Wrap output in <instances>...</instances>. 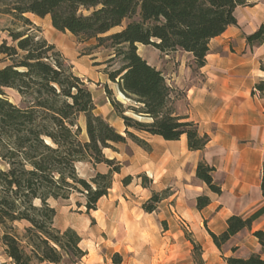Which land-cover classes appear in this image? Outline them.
<instances>
[{
  "label": "trees",
  "instance_id": "1",
  "mask_svg": "<svg viewBox=\"0 0 264 264\" xmlns=\"http://www.w3.org/2000/svg\"><path fill=\"white\" fill-rule=\"evenodd\" d=\"M246 4L247 0H0V14L12 19V28L3 30L11 43L3 40L0 44V61L5 64L0 69V242L10 264H78L84 259L87 252L81 248L82 237L72 228L61 231L55 227L57 210L51 202L66 201L78 193L86 199L87 214L96 211L123 168L122 163L108 159L105 150L115 151L114 144L131 140L150 151L130 130L165 141L186 136L192 152L206 148L210 137L201 135L198 125L188 117L176 114L180 95L167 84L162 71L140 56L137 45L151 46L164 54L183 50L194 56L197 68H203L210 41L237 24L235 11ZM29 15L50 17L55 30L72 34L80 44L96 41L87 55L98 49L113 53L104 63L105 73L132 105L125 107L108 87L106 94L124 121L125 135L95 113L97 107L87 83L41 35ZM117 28L121 30L110 34ZM246 40L252 48L264 44V25ZM255 90L264 94V81ZM8 91L15 92L20 103L13 102ZM128 112L152 122L138 121ZM81 116L86 121V142L80 139ZM78 163L104 164L109 172L97 173L88 181L80 177ZM215 171L202 160L196 177L211 193L221 196L223 189L215 182ZM137 179L144 181L143 188H151L152 180L145 174ZM134 180L127 176L122 184L127 187ZM261 193L264 199V175ZM171 196L170 188L152 191L142 210L153 214ZM210 204L206 195L197 198L199 211ZM263 215L264 206L248 217L232 216L220 235L207 230L223 252L234 236L252 230ZM22 223L25 226L20 231L17 225ZM254 236L264 252V232L256 231ZM186 238L193 246L195 264H205L203 247L188 233ZM122 261L119 254L114 255V264ZM225 262L264 264V259L253 254L248 259L225 258Z\"/></svg>",
  "mask_w": 264,
  "mask_h": 264
},
{
  "label": "crops",
  "instance_id": "2",
  "mask_svg": "<svg viewBox=\"0 0 264 264\" xmlns=\"http://www.w3.org/2000/svg\"><path fill=\"white\" fill-rule=\"evenodd\" d=\"M235 17L236 25L228 27L221 36L210 41L203 68H197L194 56L183 50L164 54L151 46L137 45L140 56L162 71L167 84L180 95L175 104L176 114L195 122L200 134L208 135L210 142L203 151L192 152L188 149L186 136L179 141H165L160 136L130 130L148 144L150 151L131 140L114 144L115 151L112 153L105 150L106 157L122 163L123 168L120 174L115 175L109 195L100 200L96 211L91 212L98 232L105 235L103 242L97 245L98 251L104 248L113 255L124 257L135 250L130 240L138 238L148 261L154 243H161L162 249L168 248L165 252L167 262L195 264L190 253L172 254L169 249L178 247V244H170L174 236L178 240L181 236L186 239L188 232L206 249L203 253L205 264H227L225 258L248 259L253 254H259L264 259L262 246L254 236L256 231L264 232V215L254 222L252 230H244L234 236L223 252L215 246L207 230L220 235L227 230L232 216L248 217L264 206L261 193L264 175V94L255 90V86L264 81V71L261 70L264 44L252 48L246 40L264 25V0H247L246 5L236 9ZM103 51L108 53V57L100 59ZM85 53H79L76 60L65 58L73 66L75 74L86 83L97 79L96 89L88 86L97 107L95 113L125 135L124 121L117 115L106 94L108 87L119 102L126 105L128 101L132 105L130 100L122 97L118 85L111 82L105 73L104 63L113 53L102 49L90 55ZM116 92L122 99L115 95ZM96 94L102 98L106 96L102 105L96 102ZM127 115L141 122H152L150 118L131 112ZM202 160L216 169L214 179L222 186L221 196L211 193L207 185L196 177ZM85 164L91 166L94 176L109 172L104 164ZM142 174L152 180L151 188H143L138 179L127 187L122 184L125 177L136 178ZM168 188L172 190V196L162 203L175 201L174 208L169 206L172 209L170 217L186 226V231L182 227L178 235L171 234V227L162 230L161 234L159 228L148 224L146 217L152 214H146L142 208L132 210L130 201L129 195L146 194L148 200L152 191L162 192ZM203 195L210 197L211 204L199 211L197 198ZM135 217H140L141 221H136ZM187 243L191 244L189 240ZM84 251L87 252L83 259L86 261L78 264H88L92 259L96 261L94 264L109 263L107 256L104 258L97 251L94 254L90 250ZM160 258L163 259L162 255Z\"/></svg>",
  "mask_w": 264,
  "mask_h": 264
},
{
  "label": "rangeland",
  "instance_id": "3",
  "mask_svg": "<svg viewBox=\"0 0 264 264\" xmlns=\"http://www.w3.org/2000/svg\"><path fill=\"white\" fill-rule=\"evenodd\" d=\"M32 22H34L35 26L41 31V35L47 39L50 43L54 44L57 48L58 51H60L67 59H74L76 60V56L79 53H85L88 51L90 48H92L96 42L91 41L87 44H78L77 39L70 33H61L55 30L51 24V19L50 17L43 18V19H37L34 16L29 15L28 16ZM128 22H125L123 26H125ZM12 28V19L9 16L6 15H1L0 14V44L2 43L3 40H8L9 43H11L10 39L8 38V33L4 32L3 30ZM121 28H117L113 30L110 34L119 32ZM100 59H105L108 57V53L106 51H103V54H101ZM89 58H85L86 61H88ZM5 64H3L0 61V67H3ZM89 65V64H88ZM96 80H91V82L87 83L89 84V87H92V89H96ZM102 91L105 90L102 89ZM8 96L9 98L15 102V103H20V98L19 96L13 92V91H8ZM115 95H118L116 92ZM106 98V96H105ZM105 98H102L99 94H96V102L98 104L103 103V100ZM119 99H122L118 95ZM125 107L130 105V102L126 101ZM132 104V103H131ZM131 114H134L131 112ZM80 127L82 128V134L80 136V139L83 142L88 141V136H87V131H86V121L85 117L81 116L79 121H78ZM114 150L108 149L106 150V153H112ZM77 170L81 178L86 179L90 181L92 176H94L92 172V168L90 165H87L85 163L83 164H77ZM137 179V177L135 178ZM140 185L144 183L142 179H138ZM146 195V194H145ZM145 195L141 194H134V195H129L130 196V201H132V210L135 211V208H142V205L147 202V198ZM151 197V195L149 196ZM52 206L56 208L57 210V217L55 220V227L61 231H65L70 227L74 229L83 239V243L81 244V248L84 250H90L93 254L97 251L100 253L102 256H107L109 259L108 264H114L113 263V258L114 255L112 254L111 251H108L106 249H101L98 251L97 245L101 242H103V237L105 235H101L98 232V227H97V222L92 218V213L87 214L85 204H86V199L83 197L81 194L75 193L71 196L69 200L66 201H57L54 202L52 201ZM169 206H175V201L168 202V203H161L158 207L157 212L153 213L150 217H146L148 220V224L151 225L152 227H157L160 230V233L163 234L165 224L167 223L168 228L171 227V234L173 235H178V231L180 228L183 227V230L186 231V226L184 225L183 222L180 220L174 218L173 220L170 217V213L172 212V209L169 208ZM170 210V212H169ZM162 215V216H161ZM166 217V219L164 218ZM136 221H141L140 217H135ZM25 224H18L17 227L20 231L24 228ZM2 229L0 228V239L2 236ZM188 233V232H186ZM189 234V233H188ZM191 237L192 235L189 234ZM188 238H184L181 236V238L178 240L177 236H174L170 244L175 245L178 244V247L176 248H170L172 250V254L174 253H179L181 252L182 254H189L191 256L194 255V249L193 246L189 243H187ZM186 241V242H185ZM133 245L135 248L134 251H131L128 255L122 257L123 261L122 264H174L171 262H167L165 258V252L168 248H161L162 245L161 243H154V247L151 248V257L150 260L148 261L146 255L144 254V249L142 245L139 243L138 238H132L130 240V245ZM203 250L206 249L203 248ZM160 255H162V258H160ZM88 260V258H87ZM86 260H83V262ZM96 261L91 260L88 262V264H94ZM0 263L4 264H10V261L7 259L4 249L2 247V244L0 242ZM195 263V262H194ZM107 264V263H106Z\"/></svg>",
  "mask_w": 264,
  "mask_h": 264
},
{
  "label": "water",
  "instance_id": "4",
  "mask_svg": "<svg viewBox=\"0 0 264 264\" xmlns=\"http://www.w3.org/2000/svg\"><path fill=\"white\" fill-rule=\"evenodd\" d=\"M120 92V91H119ZM120 94L122 95V97H124V95L120 92ZM125 98V97H124Z\"/></svg>",
  "mask_w": 264,
  "mask_h": 264
},
{
  "label": "bare ground",
  "instance_id": "5",
  "mask_svg": "<svg viewBox=\"0 0 264 264\" xmlns=\"http://www.w3.org/2000/svg\"><path fill=\"white\" fill-rule=\"evenodd\" d=\"M118 91V90H117ZM118 95L121 97V95L118 93Z\"/></svg>",
  "mask_w": 264,
  "mask_h": 264
}]
</instances>
